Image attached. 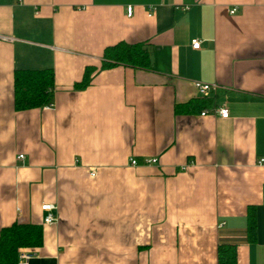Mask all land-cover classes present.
Masks as SVG:
<instances>
[{
    "label": "crops",
    "instance_id": "1",
    "mask_svg": "<svg viewBox=\"0 0 264 264\" xmlns=\"http://www.w3.org/2000/svg\"><path fill=\"white\" fill-rule=\"evenodd\" d=\"M119 42L145 44L152 69L100 70L76 89ZM45 69L52 108L15 111L14 72ZM195 82L218 86L208 96L227 119L215 104L174 111ZM260 159L264 0H0V230H43L20 264H218L220 245L264 264Z\"/></svg>",
    "mask_w": 264,
    "mask_h": 264
},
{
    "label": "trees",
    "instance_id": "2",
    "mask_svg": "<svg viewBox=\"0 0 264 264\" xmlns=\"http://www.w3.org/2000/svg\"><path fill=\"white\" fill-rule=\"evenodd\" d=\"M116 66L129 67L135 70H151L152 62L147 46L143 43L130 44L119 42L104 49L99 69L86 67L81 82L76 89L88 87L92 76L97 71ZM54 92V73L45 70H16L14 72V109L17 112L42 108L52 103ZM217 96H199L185 104L174 107L176 113L203 112L216 105ZM217 106V105H216ZM248 239L253 240L256 223L253 211L248 210ZM43 230L40 226L13 223L0 230V264H20L19 254L22 249L41 247ZM218 264H236L235 246L220 245L217 251Z\"/></svg>",
    "mask_w": 264,
    "mask_h": 264
},
{
    "label": "built area",
    "instance_id": "3",
    "mask_svg": "<svg viewBox=\"0 0 264 264\" xmlns=\"http://www.w3.org/2000/svg\"><path fill=\"white\" fill-rule=\"evenodd\" d=\"M126 10H127V16L131 17V15H132V7H128ZM234 12H235V10H232L231 14H233ZM200 45H201V41H199L197 39H194L191 42V47L194 50H198L200 48ZM194 88L196 90V94L197 95H199V96H207L210 92L216 93L217 89H218V86L216 84H205V83L195 82L194 83ZM50 108H52L51 104H49L47 106H44L45 110H48ZM214 112L217 114L218 117H220L222 119H227L229 117L228 109L226 108V106L224 104L221 105V106H216V108L214 109ZM206 113H207L206 111L202 112L201 116H205ZM23 158H24L23 155H19L18 156L19 160H22ZM157 162H158V160L156 158H149V159H145L142 162V165H156ZM263 162H264V159H260L258 163L259 164H263ZM129 165L132 166V167L133 166H138L139 162L136 159L131 158L129 160ZM186 167L187 166H182L181 170H185ZM41 210L46 213V215L44 217V220H43V223L45 225H52V224H54L57 221V219L54 216V212L56 210L54 205L45 204V205H43L41 207ZM29 258H30L29 255H26L24 253H20L19 254V261H25V260H28Z\"/></svg>",
    "mask_w": 264,
    "mask_h": 264
}]
</instances>
